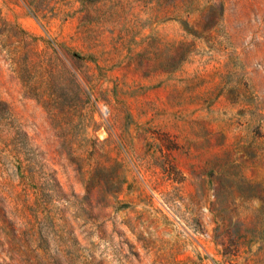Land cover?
Listing matches in <instances>:
<instances>
[{
	"label": "rangeland",
	"instance_id": "obj_1",
	"mask_svg": "<svg viewBox=\"0 0 264 264\" xmlns=\"http://www.w3.org/2000/svg\"><path fill=\"white\" fill-rule=\"evenodd\" d=\"M0 264H264V0H0Z\"/></svg>",
	"mask_w": 264,
	"mask_h": 264
}]
</instances>
